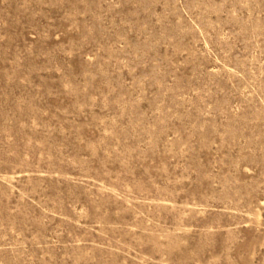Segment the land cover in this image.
Segmentation results:
<instances>
[{
    "label": "rangeland",
    "instance_id": "obj_1",
    "mask_svg": "<svg viewBox=\"0 0 264 264\" xmlns=\"http://www.w3.org/2000/svg\"><path fill=\"white\" fill-rule=\"evenodd\" d=\"M0 264H264V0H0Z\"/></svg>",
    "mask_w": 264,
    "mask_h": 264
},
{
    "label": "bare ground",
    "instance_id": "obj_2",
    "mask_svg": "<svg viewBox=\"0 0 264 264\" xmlns=\"http://www.w3.org/2000/svg\"><path fill=\"white\" fill-rule=\"evenodd\" d=\"M156 204V203H155Z\"/></svg>",
    "mask_w": 264,
    "mask_h": 264
}]
</instances>
